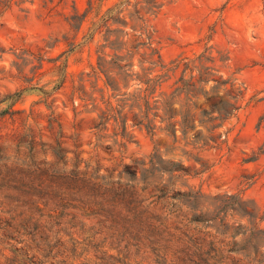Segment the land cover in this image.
<instances>
[{
	"label": "rangeland",
	"instance_id": "1",
	"mask_svg": "<svg viewBox=\"0 0 264 264\" xmlns=\"http://www.w3.org/2000/svg\"><path fill=\"white\" fill-rule=\"evenodd\" d=\"M88 1L13 0L8 9L0 8V113L6 111L0 121V264H116L111 257L118 253L130 264H155L159 250L166 247L171 258L186 235L213 242L228 258L223 264L256 251L264 258V0H154L152 13L141 10L145 0H93L95 11L76 34L68 19L83 15ZM117 4L126 24L109 29L122 32L118 54H129V74L138 72L139 61L149 66L147 47L131 49L143 42L141 22L129 19L135 9L163 64L193 58L206 45L226 59L217 67L244 88L240 109L218 130L229 131L221 138L226 143L210 149L189 139L174 142L159 129L150 134L132 125L127 101L124 137L112 120L95 136L105 101L111 97L115 107L136 85L128 80L113 98L103 76L93 75L105 42L103 33L90 30L92 22ZM12 95L17 96L3 101ZM33 138L47 146L60 140L63 149L76 151L101 173L119 163H145L136 182L137 190L146 188L140 193L143 219L128 217L115 231L79 209L24 204L35 165L51 160L31 157ZM154 153L166 168L177 164L186 172L148 170Z\"/></svg>",
	"mask_w": 264,
	"mask_h": 264
},
{
	"label": "trees",
	"instance_id": "2",
	"mask_svg": "<svg viewBox=\"0 0 264 264\" xmlns=\"http://www.w3.org/2000/svg\"><path fill=\"white\" fill-rule=\"evenodd\" d=\"M12 1L0 0V8L8 9ZM145 3L146 6L141 9L145 13H152L157 7L154 0H145ZM124 4L129 5L127 1ZM120 5L108 9L101 16L96 14L94 17L96 20L92 22L90 30L93 34L103 33L105 42L97 50V63L93 68V75L96 79L103 76L104 86L106 90L113 92V98L117 97L114 93L120 92L121 85L126 86L128 80L136 81V85L128 99L116 100L115 107L111 97L105 101L106 109L101 112L98 123L93 127L97 130L95 136L98 137L112 120L122 129L120 135L123 138L128 120L123 110L129 102L127 107L132 125L142 127L150 134L159 129L166 132L174 142L178 140L187 142L189 139L192 144L198 143L201 147L210 149L226 143L225 140L221 141V138L226 139L229 131L222 133L218 130L235 116L244 100V88L238 86L234 80L225 78L217 67V61L224 62L226 59L219 54L217 57L214 56L213 48L206 45L203 52L193 58L179 56L169 64H163L158 50L153 47L152 35L144 25L145 20L140 14L141 10L135 9L129 14V19L141 22L140 36L143 37V42L136 43L131 49L136 51L139 47H147L149 53L145 56L149 66L144 67V62L139 61L138 72L129 74L132 65L124 64L129 54L124 56L118 54L121 52L122 43L119 34L122 32L118 29H109L111 24H126L125 17L124 19L119 17L124 11L119 9ZM93 11L95 4L93 0H89L88 8L83 15L75 14L68 19L70 28L77 34ZM205 40L209 41V37ZM71 46L76 47L74 44ZM106 49L112 54H106ZM169 81L171 84L165 89L164 85ZM16 96H7L3 101H10ZM5 113L6 111L0 113V121ZM262 121L264 122V117L260 119V124ZM29 144L31 157L50 156L51 160L44 159L35 165L31 186L24 192L26 202L24 204L37 208L52 206L56 209L63 206L70 210L79 209L101 223L109 222L111 229L115 231L119 230V225L128 217H132V220L137 218L142 220L147 213L143 209L144 198L140 194L146 188L139 190L136 188L137 174L143 171L145 163L138 161L130 165L119 163L116 168L101 173L99 166H92L83 161L76 151L69 152L63 149L58 139L55 140V145L47 146L36 142L34 138ZM74 148L76 149L77 146L74 145ZM106 149L111 150V147L107 146ZM148 165V170L155 169L159 173L186 172L177 164L166 168L155 153L150 156ZM119 167L120 171L117 170ZM122 177L126 180L123 181ZM161 189H165L164 186ZM176 195L180 194L177 192ZM249 216L257 217L251 213ZM185 238L183 240L185 242H182L183 248L179 249V246L171 258L165 253L166 247L163 251L159 250L160 254L155 255V264H223L228 259L213 242L206 243L204 239L195 236L186 235ZM238 251L241 249L230 250L228 253ZM257 253L256 251L253 254H244L241 260L232 262H235L233 264H264V258H258ZM118 255L120 257L117 259L111 257L116 264H130L127 256H121L120 253ZM101 260L104 261V258L102 257Z\"/></svg>",
	"mask_w": 264,
	"mask_h": 264
}]
</instances>
